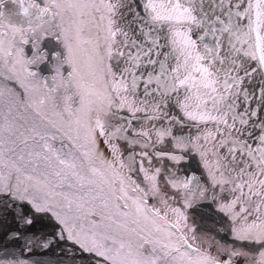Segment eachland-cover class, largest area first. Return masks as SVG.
Listing matches in <instances>:
<instances>
[{
	"label": "snow or ice",
	"instance_id": "6c2138e0",
	"mask_svg": "<svg viewBox=\"0 0 264 264\" xmlns=\"http://www.w3.org/2000/svg\"><path fill=\"white\" fill-rule=\"evenodd\" d=\"M0 264H264V0H0Z\"/></svg>",
	"mask_w": 264,
	"mask_h": 264
}]
</instances>
